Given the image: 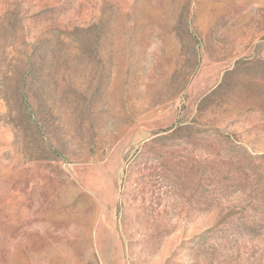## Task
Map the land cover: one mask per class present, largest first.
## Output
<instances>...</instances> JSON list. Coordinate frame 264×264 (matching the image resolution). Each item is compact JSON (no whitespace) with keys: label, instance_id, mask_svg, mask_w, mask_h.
Instances as JSON below:
<instances>
[{"label":"rangeland","instance_id":"374dc122","mask_svg":"<svg viewBox=\"0 0 264 264\" xmlns=\"http://www.w3.org/2000/svg\"><path fill=\"white\" fill-rule=\"evenodd\" d=\"M0 264H264V0H0Z\"/></svg>","mask_w":264,"mask_h":264}]
</instances>
